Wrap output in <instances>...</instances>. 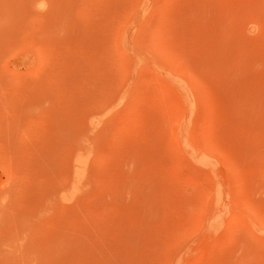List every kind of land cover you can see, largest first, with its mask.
I'll return each mask as SVG.
<instances>
[{"label": "rangeland", "instance_id": "obj_1", "mask_svg": "<svg viewBox=\"0 0 264 264\" xmlns=\"http://www.w3.org/2000/svg\"><path fill=\"white\" fill-rule=\"evenodd\" d=\"M0 264H264V0H0Z\"/></svg>", "mask_w": 264, "mask_h": 264}]
</instances>
